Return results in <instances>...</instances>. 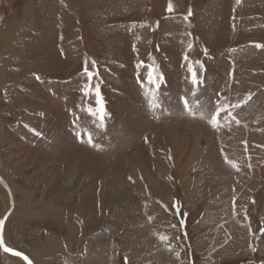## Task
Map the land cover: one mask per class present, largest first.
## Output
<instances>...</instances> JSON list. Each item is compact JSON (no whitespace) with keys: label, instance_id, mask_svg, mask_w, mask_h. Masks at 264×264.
<instances>
[{"label":"rangeland","instance_id":"rangeland-1","mask_svg":"<svg viewBox=\"0 0 264 264\" xmlns=\"http://www.w3.org/2000/svg\"><path fill=\"white\" fill-rule=\"evenodd\" d=\"M260 45L264 0H0L5 246L34 264H264ZM10 206L0 184V221ZM0 264L28 263L0 246Z\"/></svg>","mask_w":264,"mask_h":264},{"label":"snow or ice","instance_id":"snow-or-ice-1","mask_svg":"<svg viewBox=\"0 0 264 264\" xmlns=\"http://www.w3.org/2000/svg\"><path fill=\"white\" fill-rule=\"evenodd\" d=\"M169 10L170 11L172 10L171 9V6H170ZM189 15H191V13H189ZM260 47H264V45H260ZM85 74L88 76L89 79H91L95 75L93 72L89 71L87 68L85 69ZM193 82L194 83H197V84L199 83V81L196 78L195 72H193ZM87 91L89 93H91V91H92V86L91 85L88 86ZM95 93H96L97 96H101V94L99 92L98 86L95 88ZM249 99H250V97H249ZM246 102L247 101H245V103ZM99 103L101 105L100 111H99L100 121L103 122L104 121V112H105V109L103 108V99H102V96H101V99H100ZM184 103H185V105L188 104L187 98L184 99ZM153 106L155 107L156 105H153ZM225 111H227V108L221 107V106H217V109H216V118L211 121V123L213 124V126H217L218 125L220 115H221V113H223ZM92 114L93 115H96L97 113L94 112ZM81 138H83V137L81 136ZM88 140H89V143L93 144V146H97V145H95V143H94V141L92 139V133L91 132L88 133ZM0 227H2V221H0ZM3 243H4L3 237H2V235H0V245H3ZM4 250L6 252L13 253L16 256H23V258L28 261V264H32V261L29 260V258L27 256H25L22 252L15 251L14 249L9 248V247H5Z\"/></svg>","mask_w":264,"mask_h":264},{"label":"water","instance_id":"water-1","mask_svg":"<svg viewBox=\"0 0 264 264\" xmlns=\"http://www.w3.org/2000/svg\"><path fill=\"white\" fill-rule=\"evenodd\" d=\"M0 184L6 189V191L8 192V194H9V197H10V203H11V206H10V208H9V210L5 213V215L3 216V218H2V227H0V235H2V237H3V232H4V227H5V223H6V220H7V218H8V216H9V214L11 213V211L13 210V206H14V197H13V194H12V192H11V188H10V186H9V184L7 183V181L0 175ZM3 240H4V238H3ZM1 246V250H2V252H6L5 250H4V248L6 247L5 246V242L3 243V245H0ZM15 250V249H14ZM15 251H18V250H15ZM18 252H21V251H18ZM7 253H10V252H7ZM23 253V252H22ZM10 254H12V255H14L13 253H10ZM25 256H27L28 258H29V260H31L32 261V264H34V262H33V260L27 255V254H25V253H23ZM16 256V255H15ZM18 257H20V258H22V259H24L23 258V256H18ZM25 260V259H24ZM27 263H28V261L27 260H25Z\"/></svg>","mask_w":264,"mask_h":264},{"label":"crops","instance_id":"crops-1","mask_svg":"<svg viewBox=\"0 0 264 264\" xmlns=\"http://www.w3.org/2000/svg\"><path fill=\"white\" fill-rule=\"evenodd\" d=\"M31 4H32L31 2L29 3V5L27 4V7H26V9H25V15H26L28 21H29V20L31 21L30 16H32V13L29 12V10H31V8H32ZM41 4H42V3H41ZM37 5H38V3H37ZM35 9H36V8H35ZM68 12H69V11H68ZM68 12H67V13H68ZM36 15H37V14H36ZM37 19H39V18L37 17ZM37 21H38V20H36L34 23H32V25L34 24V25H33L34 27H35ZM32 28H33V27H32Z\"/></svg>","mask_w":264,"mask_h":264},{"label":"bare ground","instance_id":"bare-ground-1","mask_svg":"<svg viewBox=\"0 0 264 264\" xmlns=\"http://www.w3.org/2000/svg\"><path fill=\"white\" fill-rule=\"evenodd\" d=\"M10 30V29H9ZM12 36V35H11ZM6 38H7V36H5ZM8 39V38H7ZM240 156H241V153H240ZM252 159V158H251ZM250 159V160H251ZM252 161H250L249 163H251ZM254 163V162H253ZM248 164V163H247ZM253 165V164H252ZM256 165V164H255ZM255 169V168H254ZM256 170V169H255ZM257 172H258V168H257ZM7 181V180H6ZM257 181V180H256ZM252 182V181H251ZM8 183V182H7ZM257 183V182H256ZM9 184V183H8ZM245 184V183H244ZM9 186H10V184H9ZM248 187H249V185H247ZM251 186V185H250ZM10 188H11V186H10ZM245 188V187H244ZM246 191V190H245ZM245 191H244V193H245ZM11 192H12V194H13V191H12V188H11ZM246 193L245 194H242L241 195V198H242V200L243 201H245L246 200ZM14 197V196H13ZM3 253V252H2Z\"/></svg>","mask_w":264,"mask_h":264}]
</instances>
